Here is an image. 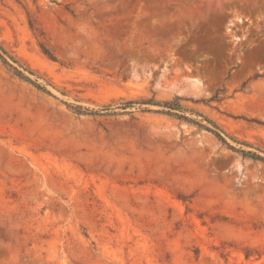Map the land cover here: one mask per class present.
Wrapping results in <instances>:
<instances>
[{
    "label": "rangeland",
    "instance_id": "rangeland-1",
    "mask_svg": "<svg viewBox=\"0 0 264 264\" xmlns=\"http://www.w3.org/2000/svg\"><path fill=\"white\" fill-rule=\"evenodd\" d=\"M0 264H264V0H0ZM157 109V105H148ZM187 115L189 112L186 113Z\"/></svg>",
    "mask_w": 264,
    "mask_h": 264
},
{
    "label": "trees",
    "instance_id": "trees-1",
    "mask_svg": "<svg viewBox=\"0 0 264 264\" xmlns=\"http://www.w3.org/2000/svg\"><path fill=\"white\" fill-rule=\"evenodd\" d=\"M0 61L4 64L15 76L18 78L34 85L37 89L49 93V90L45 85L37 82V80L30 78L29 74L33 72L19 64V62L9 56L7 52L0 45ZM185 98L181 96H174L170 100H156L154 96L148 98H138V99H128L122 100L117 103L103 105L100 109L93 110L88 109L79 105H68V107L76 114H91V115H114L119 114L118 110L122 112L131 113L132 111H127V108L136 107L142 112H156L166 114L175 117L179 120H184L186 122L192 123L200 129L210 132L213 134L222 144L226 145L227 148L234 152L239 153L242 157L250 158L255 161L262 162L264 164V152L261 154L260 150H250L243 148V145L250 146L248 143L243 141H237L230 136L234 142L239 144L238 146L232 145L225 139V132L209 117L204 115L198 110L188 108L181 103V100ZM148 105H157L159 108L152 109ZM189 112L187 115L186 113ZM251 147V146H250Z\"/></svg>",
    "mask_w": 264,
    "mask_h": 264
}]
</instances>
